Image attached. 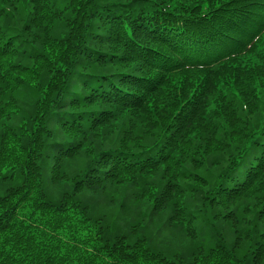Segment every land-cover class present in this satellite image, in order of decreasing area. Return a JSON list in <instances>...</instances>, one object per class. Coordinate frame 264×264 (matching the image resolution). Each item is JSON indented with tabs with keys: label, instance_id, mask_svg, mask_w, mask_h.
<instances>
[{
	"label": "trees",
	"instance_id": "16d2710c",
	"mask_svg": "<svg viewBox=\"0 0 264 264\" xmlns=\"http://www.w3.org/2000/svg\"><path fill=\"white\" fill-rule=\"evenodd\" d=\"M0 264H264V0H0Z\"/></svg>",
	"mask_w": 264,
	"mask_h": 264
}]
</instances>
